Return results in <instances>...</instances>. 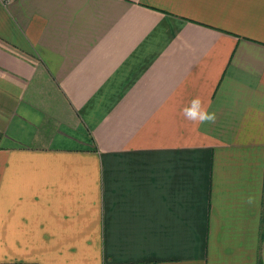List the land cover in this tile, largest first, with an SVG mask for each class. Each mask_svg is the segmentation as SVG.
Returning a JSON list of instances; mask_svg holds the SVG:
<instances>
[{
    "label": "crops",
    "instance_id": "obj_1",
    "mask_svg": "<svg viewBox=\"0 0 264 264\" xmlns=\"http://www.w3.org/2000/svg\"><path fill=\"white\" fill-rule=\"evenodd\" d=\"M0 264H264V0H0Z\"/></svg>",
    "mask_w": 264,
    "mask_h": 264
},
{
    "label": "clouds",
    "instance_id": "obj_2",
    "mask_svg": "<svg viewBox=\"0 0 264 264\" xmlns=\"http://www.w3.org/2000/svg\"><path fill=\"white\" fill-rule=\"evenodd\" d=\"M210 105L205 104L199 97H194L190 100L187 106L182 109V115L185 120L191 122L194 125L213 124L216 121V113L209 111ZM248 205H256L258 203V197L256 195H250L246 199Z\"/></svg>",
    "mask_w": 264,
    "mask_h": 264
},
{
    "label": "built area",
    "instance_id": "obj_3",
    "mask_svg": "<svg viewBox=\"0 0 264 264\" xmlns=\"http://www.w3.org/2000/svg\"><path fill=\"white\" fill-rule=\"evenodd\" d=\"M7 2L10 1V0H6Z\"/></svg>",
    "mask_w": 264,
    "mask_h": 264
}]
</instances>
